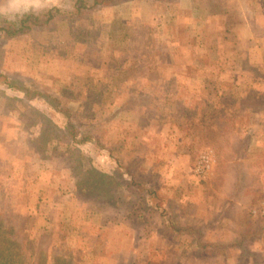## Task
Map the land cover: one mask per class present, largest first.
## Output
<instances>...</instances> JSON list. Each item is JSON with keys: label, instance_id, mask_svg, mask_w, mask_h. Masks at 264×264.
I'll list each match as a JSON object with an SVG mask.
<instances>
[{"label": "rangeland", "instance_id": "374dc122", "mask_svg": "<svg viewBox=\"0 0 264 264\" xmlns=\"http://www.w3.org/2000/svg\"><path fill=\"white\" fill-rule=\"evenodd\" d=\"M73 2L21 4L15 14L49 6L62 12L46 26L0 39V89L22 96L4 80L24 84L31 101L60 125L38 94L69 107L60 149L71 130L96 136L78 143L80 152L143 181L153 190L145 196L153 208L136 222L81 200L79 177L61 158L32 156L22 124L0 113V218L18 242L28 233L21 226L34 239L43 235L39 246L30 237L24 254L40 248L48 264H60L57 257L68 264H179L190 237L170 233L161 223L166 216L199 229L202 243L263 229L262 213L225 200L237 178L235 193L253 190L256 210L264 206V0H124L80 13H72ZM217 8L227 14L216 16ZM203 154L209 166L199 171ZM253 253L248 260L236 248L192 249L182 264L253 262Z\"/></svg>", "mask_w": 264, "mask_h": 264}, {"label": "trees", "instance_id": "16d2710c", "mask_svg": "<svg viewBox=\"0 0 264 264\" xmlns=\"http://www.w3.org/2000/svg\"><path fill=\"white\" fill-rule=\"evenodd\" d=\"M5 0H0L2 3ZM124 0H74L73 12L80 13L86 8L93 6H104L107 4L118 3ZM239 10V8L237 7ZM217 8L216 16L220 13L227 14L226 11H220ZM62 12L58 6H49L43 8H28L16 13L14 22L9 21L8 17L0 16V39L12 38L21 34H26L34 28L46 26L58 13ZM229 14V11H228ZM221 15V14H220ZM2 74H0V77ZM4 83L9 88H13L21 93L22 96L9 94L3 89H0V113L2 117L16 118L21 124L24 133L25 143L30 148L31 155L38 159H51L54 157L61 158L69 172L79 177V181L75 185V195L81 200L87 202L99 203L103 206H109L116 211L126 215V217L133 219L136 222H143L147 220L149 212L153 208L152 200L146 199V194L153 193L152 189L146 188L143 181L137 180L133 174L129 176V171L113 170L109 171L94 163L93 160L86 157L80 152L78 143L87 142L89 139H96L89 132L81 136L76 134L73 130L70 131L68 137V144L64 150L60 149L59 136L63 132L65 126H70L71 109L69 107L60 106L56 98L50 97L44 93H37L46 102L56 110L59 119L64 123L60 125L55 117L46 113L42 108L31 101L28 94L29 90L24 84H18L15 80H4ZM25 101L26 105L21 102ZM97 142V141H96ZM128 172L125 176L124 172ZM129 204L131 206H129ZM162 226H166L170 233H185L190 237L189 244L182 249L178 255V263L182 264L184 254L188 250H203L205 253L214 252L219 254L220 250L226 248H236L242 252L244 259L252 260L254 250H249L248 243L254 239H262L263 246L261 252L258 253V258L253 262H244L243 257L240 259V264H264L262 254L264 252V235L262 229L260 231L249 230L244 231L241 235L233 241L220 242H201V231L197 228H190V226L182 227L180 225H173L170 217L166 216L161 220ZM174 223V221H173ZM189 227V228H187ZM22 231H27V234L21 235V242H18L19 234L14 231L11 226L3 223L0 218V264H30L31 257L34 258L31 264H48V256L40 248L38 251L31 252L27 249V254H24L23 247L25 242L33 237L35 245L40 244L43 237L42 234L34 239L31 229L21 226ZM162 230V228H160ZM34 245V246H35ZM25 249V248H24ZM34 256V257H33ZM60 259V264H68L70 260ZM57 259L53 264H56Z\"/></svg>", "mask_w": 264, "mask_h": 264}, {"label": "crops", "instance_id": "0c3cea01", "mask_svg": "<svg viewBox=\"0 0 264 264\" xmlns=\"http://www.w3.org/2000/svg\"><path fill=\"white\" fill-rule=\"evenodd\" d=\"M249 136H250V134H249ZM251 150V146H248L247 148H246V151L247 152H249ZM236 163H239V161H237ZM234 182H233V192L231 193V194H229L228 195V197H226V200H225V202L228 204V203H230L231 204V206H233L234 208L236 207L237 208V206L238 205H240V206H238L239 208L240 207H249L250 206V209H251V211L253 212V213H256V211H257V214H258V211H259V213H262V214H258L259 216H261V215H263V216H261V218H263L264 217V206L262 207V208H260V209H257L256 210V206L258 205V203L260 202V200H258V203H256L255 201H254V196H255V193L253 192V190H250L249 192H246L247 194H246V196H244V197H241L240 195H237L236 193H235V191L236 190H238L239 188H240V182H239V180L236 178V179H234L233 180ZM249 182V181H248ZM262 184H263V186H264V182L262 181ZM236 189V190H235ZM251 189H253L252 187H251ZM235 190V191H234ZM247 200V201H246ZM248 202V204H246V202ZM262 201V203H263V200H261ZM221 207L223 208V207H225V205L223 204V205H221ZM259 207H260V205H259ZM223 230H225L224 228H223ZM262 234H264V228L262 229ZM259 239H254L253 241H249L250 243L252 242H254L255 244V247L254 248H249V249H253L254 251H256V252H261L263 249H262V246H263V242L261 243L260 241H258ZM218 241H224L223 239H221V240H218ZM257 242L259 243V244H257ZM249 247H251V244H247ZM263 254H264V252H263Z\"/></svg>", "mask_w": 264, "mask_h": 264}, {"label": "clouds", "instance_id": "9594fccd", "mask_svg": "<svg viewBox=\"0 0 264 264\" xmlns=\"http://www.w3.org/2000/svg\"><path fill=\"white\" fill-rule=\"evenodd\" d=\"M26 0H9L7 9L0 7V13H7L9 21L14 22L16 19L15 12Z\"/></svg>", "mask_w": 264, "mask_h": 264}, {"label": "built area", "instance_id": "2783aa9c", "mask_svg": "<svg viewBox=\"0 0 264 264\" xmlns=\"http://www.w3.org/2000/svg\"><path fill=\"white\" fill-rule=\"evenodd\" d=\"M208 166H209L208 156L205 154L201 155L199 164L197 165V170L203 171L204 169L208 168Z\"/></svg>", "mask_w": 264, "mask_h": 264}]
</instances>
